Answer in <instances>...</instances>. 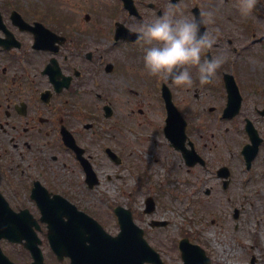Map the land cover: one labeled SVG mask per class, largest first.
<instances>
[{
    "label": "flooded vegetation",
    "instance_id": "obj_1",
    "mask_svg": "<svg viewBox=\"0 0 264 264\" xmlns=\"http://www.w3.org/2000/svg\"><path fill=\"white\" fill-rule=\"evenodd\" d=\"M229 1L134 0L139 11L136 16L124 0H0V189L7 199L30 201L36 182L53 191V183L46 176L50 161L61 159L64 167L70 166L69 170L77 174L73 161L77 156L65 147L66 139L75 140L92 161L94 156L85 143L87 134L110 119L105 111L109 106L113 109L111 118L115 116L117 90L126 91V120L141 125L143 119L150 123L147 126L161 128L167 115L162 91L169 89L174 104L188 121V142L205 161V166L188 167V174L210 168L212 158L207 150L221 147L216 151L219 155L241 148L244 144L235 142L232 148L227 134L217 133L227 122L226 118L219 119L227 104L226 76L242 77L243 62L248 57L243 53H252L249 38L253 46L259 44L264 50V0H259L257 10L248 17L241 16L236 7L226 15L225 3ZM177 2L183 14L192 17L214 9V23L203 25L202 30L218 29L219 35L216 45L203 55L211 58L221 51L228 53L226 62L208 83L201 84L192 69L195 98L203 100L194 103L210 112L207 122L195 108L187 111L179 101L180 88L190 92L193 87L149 73L143 64L147 45L120 34L124 29L126 33L127 29L136 32L138 21L150 20ZM238 26L244 32L238 33ZM39 43L43 45L41 50L36 49ZM124 50L126 53H122ZM131 59L137 60L136 64ZM122 77L123 87L118 83ZM195 124L196 130L191 133L190 127ZM210 124L216 132H200L202 126ZM158 140L157 144L159 136ZM129 148L126 144L131 153ZM5 156L10 160L3 164ZM227 163L220 160L215 171ZM156 242L151 239L152 244Z\"/></svg>",
    "mask_w": 264,
    "mask_h": 264
},
{
    "label": "rangeland",
    "instance_id": "obj_2",
    "mask_svg": "<svg viewBox=\"0 0 264 264\" xmlns=\"http://www.w3.org/2000/svg\"><path fill=\"white\" fill-rule=\"evenodd\" d=\"M225 4L226 15L227 12L231 14L235 7L238 10L237 0H230ZM237 30L238 33L244 32L240 26ZM256 47L251 50V55L243 63L245 72L242 73V79L245 84L243 93L247 99L246 115L253 113L254 102L257 103L258 108L264 106V103H258L264 102V97H262L264 93V50ZM122 53H126V51L124 50ZM131 61L134 64L137 62L135 59H131ZM144 76L147 77V75ZM118 83L122 87L124 86L123 77L118 80ZM190 87H193L190 92H186V88H180L178 98L182 107L187 111H194L195 108V113L199 112L201 116L204 115L206 122L209 121L207 118L209 112L194 103L203 101L195 98L197 95L195 85L192 84ZM114 96L118 98L117 115L114 119L105 120L102 124L97 125L88 135L86 141H91L93 152H97L98 144L100 147L106 142L108 143L104 146H110L113 149L121 147L124 150L122 154L125 158L126 144L134 150L141 148L142 156L139 157L140 154L136 151L131 154V160L133 164L138 163L144 177L131 180L130 173H126L124 167L111 166L101 156L98 172L102 179L101 183L94 189L87 190L82 185V175L72 173L69 170L70 166L64 167L62 160L58 159L56 162H49V170L46 175L53 183V190L68 197L70 202L100 221L113 235L119 231L113 213L116 206L133 207L135 212L141 214V218L137 220L143 224L151 223L153 220L168 221L169 224L166 228L153 231V239L157 241L155 244L160 248L166 264H182L175 244L183 234H187L194 242L209 248L217 264H252L250 263L252 258H254V264H264V145L251 172H247L238 159L230 158L226 152L216 155V151L220 152L221 147L213 150L206 149L210 153L209 157L212 158L210 167L214 171L216 170L214 166L220 160L230 163L235 168L234 182L225 193L215 174L201 169L193 171L195 174H188L181 168L185 167V164L179 154L165 143L163 147L156 143L159 142L158 136L163 140V136L158 131L159 126H147L150 123L143 119L141 125H136L137 122L128 121L126 117L120 118V115L126 116L128 108L126 107V91L117 90ZM188 115L190 116L189 113ZM255 121L264 135V119L256 113ZM126 122L132 125L130 127L135 126L134 128H137L139 132L146 134V139L141 138L140 140L144 143L143 145L133 136V133L130 134L126 130V127H129ZM119 123L122 128L118 126ZM196 126L197 124L190 127L191 133L196 130ZM200 132L212 134L216 130L210 124L202 126ZM230 134L236 135L235 142L242 141L236 132L232 131ZM111 142H114L113 146L110 144ZM138 142L142 147H138ZM148 148H155V150ZM0 154H3L1 149ZM9 160L10 158L5 156L1 162L6 164ZM160 164L167 166V173L157 169V172L154 173V168ZM134 175L140 176L137 172H134ZM164 180L174 182L163 184ZM164 189H167V192ZM207 189H211L209 196L205 194ZM149 195L155 197L157 210L147 216L142 212L145 209V200ZM9 202L14 208L29 209L37 217L40 216L34 201ZM235 209H239V217L242 218L238 231H234V228H237L232 216ZM212 233L214 236L211 235ZM42 239V248L47 264H69L68 261L57 262L47 238L43 235ZM3 248L17 264H30L31 260L22 248L17 250L7 242L4 243ZM223 256L225 259L221 260Z\"/></svg>",
    "mask_w": 264,
    "mask_h": 264
},
{
    "label": "clouds",
    "instance_id": "obj_3",
    "mask_svg": "<svg viewBox=\"0 0 264 264\" xmlns=\"http://www.w3.org/2000/svg\"><path fill=\"white\" fill-rule=\"evenodd\" d=\"M259 0H237L241 16L248 17L257 10ZM216 11L207 9L200 17L183 14L179 3L169 6L162 14L136 24V40L144 47L143 64L152 75L170 80L176 85L191 86L194 73L201 84L211 81L224 64L228 53L221 51L211 58L203 53L217 43L219 30L202 26L214 23Z\"/></svg>",
    "mask_w": 264,
    "mask_h": 264
},
{
    "label": "water",
    "instance_id": "obj_4",
    "mask_svg": "<svg viewBox=\"0 0 264 264\" xmlns=\"http://www.w3.org/2000/svg\"><path fill=\"white\" fill-rule=\"evenodd\" d=\"M172 125V124H171ZM44 218L50 225V240L52 246L59 256L69 255L72 257V264H145L149 260L152 250L142 239L141 231L132 224V220L126 219V214L122 210L121 220L122 232L117 238H111L104 234L101 229L96 230L91 222L74 219L69 222V229L62 233L59 226L62 204L69 205L66 201H38ZM85 218L82 214H80ZM26 219L14 216L6 201L0 196V239L19 238L15 224H22ZM87 230H90L88 236ZM106 237V240L105 238ZM34 239L36 240L35 236ZM90 245L86 246L85 243ZM69 246V250L62 251L64 245ZM1 253V251H0ZM192 255L185 258V264H194L198 259H192ZM0 264H12L0 254Z\"/></svg>",
    "mask_w": 264,
    "mask_h": 264
},
{
    "label": "bare ground",
    "instance_id": "obj_5",
    "mask_svg": "<svg viewBox=\"0 0 264 264\" xmlns=\"http://www.w3.org/2000/svg\"><path fill=\"white\" fill-rule=\"evenodd\" d=\"M211 235H213V236H214V233H212ZM223 259H225V257H223Z\"/></svg>",
    "mask_w": 264,
    "mask_h": 264
}]
</instances>
